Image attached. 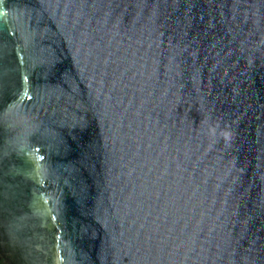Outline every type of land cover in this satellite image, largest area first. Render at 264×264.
Wrapping results in <instances>:
<instances>
[{
  "label": "water",
  "instance_id": "obj_1",
  "mask_svg": "<svg viewBox=\"0 0 264 264\" xmlns=\"http://www.w3.org/2000/svg\"><path fill=\"white\" fill-rule=\"evenodd\" d=\"M5 264H264V0H0Z\"/></svg>",
  "mask_w": 264,
  "mask_h": 264
},
{
  "label": "trees",
  "instance_id": "obj_2",
  "mask_svg": "<svg viewBox=\"0 0 264 264\" xmlns=\"http://www.w3.org/2000/svg\"><path fill=\"white\" fill-rule=\"evenodd\" d=\"M0 264H5V262L2 259H0Z\"/></svg>",
  "mask_w": 264,
  "mask_h": 264
}]
</instances>
